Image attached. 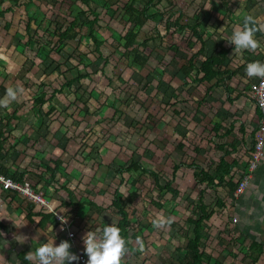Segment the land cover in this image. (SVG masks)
I'll use <instances>...</instances> for the list:
<instances>
[{"label":"rangeland","instance_id":"rangeland-1","mask_svg":"<svg viewBox=\"0 0 264 264\" xmlns=\"http://www.w3.org/2000/svg\"><path fill=\"white\" fill-rule=\"evenodd\" d=\"M28 1L29 0H20L19 5L14 6L12 0H4L3 8L14 6L12 11L14 16L9 14L6 15V17L8 19L13 17L12 19H16V21L19 19L27 20V9L24 7V4ZM214 1L218 5L214 4ZM223 1L224 0H197L199 6L194 10V13L191 12L190 8L196 3V0H180L175 4L173 9H170L167 12L163 11L165 5L159 6L155 17L148 23L147 29L139 34V42L147 38L149 33L154 35L156 38L155 41H149L150 47L147 51L153 52L148 65L142 70L139 69L135 64H131L134 58L133 53H130V61L128 64H126L127 60L124 58L126 50L122 45L124 44L122 39L119 41V43H115L113 38H106V32H111L112 35L124 34L123 26L124 22L127 20V17L121 9V5L124 4L126 0H123V2L120 3H117L114 0H93L89 3V6L99 12L102 17L100 26L98 24L99 29L97 26L95 31L104 42L109 43L104 45L107 47L105 48L104 55L109 57L111 63L116 65L118 68V72L114 74L113 90H111V93H104L98 90H101V87H105L101 83L105 77L101 72L98 71L95 76H90L89 79L86 80V86H83V88L86 89V93L83 92V90H81V93L84 94V101L89 95H91L94 99H99L102 103V106L100 107L98 105V109H96L95 105L97 104H91L89 102V104H87L88 106L85 107L82 103H78L83 107V109L79 113H70L66 115L63 114V112L67 110L68 107L69 109H75L77 106L75 103L76 96L73 94V91L77 89L79 85L78 83H75L70 88H65L66 91L68 89L72 90L71 93H66V96L64 94L58 95L59 99H54V104L59 105L60 111L56 109L47 116V119L45 118L41 120L44 125L41 123L35 125L36 127L39 126L42 128V135H37L38 131L37 129L35 130L34 137H36V139L38 137H45L49 130L52 132V135H54V138L51 141H47L48 143L46 141L43 142L44 145L41 146V150H37L35 152L32 163L38 164L43 158L51 159V157H55L56 155L53 154L52 151L49 152L52 147H57V149L58 147L63 149L67 148L68 152H65L64 156L62 157V161L66 163V166L64 165V167H66L67 170L66 172L64 171L65 173L63 172L61 177V182L64 180L63 184L59 182L58 185L60 187L61 185H64L67 180L66 178H69L72 175V180L75 181H72L70 184L71 186L69 187L72 188V191L78 194L80 199L82 197H86L85 195H90L92 197V200L95 203L93 205L95 211H98L101 214V217H99L100 222L108 224L117 222L116 218H111L110 221V214L114 217H116V215L109 211L111 208V202L114 198L115 188H118L125 194L129 192L131 193L133 191L131 190V184H119L117 179H112L111 176L113 174L108 172V169H119L117 160L127 162L125 165L126 167H128L132 161L141 162L144 168L159 172L161 177H163L162 183H166V181H170L172 179L173 168L175 165H186L177 170L176 178L173 180L174 187H176V189L181 192V195L176 197H172L170 194H164L162 197V193L160 194L158 191H152L153 180L151 178L149 179L146 175L144 176L143 174L136 173L134 178L135 180H139L140 183H137L136 186L139 189L140 198L135 204L129 206L132 217L137 216L138 214L142 215L143 217L144 209L149 210L152 208V206H148V203H150L151 199L155 198L156 196H158V198L160 196L164 201L171 200L170 203L167 202V206L170 208L175 207L185 210V212H183L184 217H188V215L191 213V210L196 207L195 204H192L193 200H196L197 203L196 193L193 191L194 187L192 184V178L194 172L193 169L195 170L198 168L193 167V169L191 168V170H189L190 168L187 166L192 165L193 162H195L207 170L209 164L211 163L210 165L212 167L213 163H215V161L219 159L222 154L218 152L215 146L216 144L208 145L207 148L201 147L200 152H195V145L189 144L187 140L194 138L193 133L188 132V128L192 126L196 132L200 134L202 131H204V125L207 124V129L210 130L212 128L210 123L213 122V120L215 121L216 119H221L217 115V111L219 110L218 104L225 106L226 110L228 107H230V105L226 99H223L226 95L223 88L214 90V92H217L221 89L222 93H220V96L212 95L211 98L214 99L213 102L210 101L209 97H207L205 102H201L199 99L203 94L197 90L196 86L188 87V85H183L184 78L179 70L180 66L183 64L182 62H184V60L181 59H185L186 56L182 53L175 54L166 46L175 45L177 43L184 44L186 38L188 37V32L187 30H184V34H181V36H177L176 32L173 34L168 32L166 34L165 20L167 19V22L171 21V13H174V19H176L179 16L177 12H180V16H183L181 23L195 25V15L200 12V14L203 16L202 23L207 25V33L211 35L210 39L218 42L220 40L219 35L222 34V31H219L220 28L224 27L223 31H225V33L228 35L233 34L231 32L232 29L230 27H226L225 24L222 23V21H224V19H222V13L226 12L224 7L220 6ZM231 1L234 3L233 0ZM247 1L249 0H244L242 2L247 3ZM74 5H79L83 10L88 9L87 6L82 4L81 0H42V2L38 3L39 9H35V15H37L41 20L61 23L62 25H57L55 23L52 24L51 28L53 29L56 27V30L60 29L62 26L66 27V25L74 19H77V21H82L80 29V37L82 36L81 49L82 51L84 50V52H87L94 47L89 35L90 26L85 22L86 16L84 14L76 16V13H78L79 10L78 8L77 10H74ZM246 7L247 6H245V8ZM114 8H116V11L113 10ZM208 10L211 12L210 18L204 16L205 11ZM174 19L172 20L173 22ZM3 26H5V21L1 20L0 36L2 34ZM128 27H130V25L126 26V28ZM132 27L133 26H131V28ZM208 28H214L217 30ZM35 29L36 26L34 25V30ZM17 30L18 29L16 27L10 29L8 37L11 33L15 36ZM12 41L14 43L17 42V40H13V38ZM20 46L21 45L13 44V48H19ZM110 46L112 47V50ZM213 46V42L209 41L207 43L206 56H208L213 51ZM158 47L160 49H158ZM23 52L26 53L28 60H34L36 63L32 67V69L34 68V71L31 73L24 69L17 70L16 72L6 71V78L9 79L7 89L9 87H23L19 85L17 80L16 82L14 81V76L17 75V79L19 81H27L29 84L27 87H23L25 92L22 96H25V94L28 93L35 99V97L44 90L47 92H52L54 89L60 88L65 82L63 79V74H70H67L68 70L65 69V67L62 68L63 70L61 72H58L57 64H53L49 69L46 70L43 66H38L39 63L36 62L37 59L35 57V51H32L28 46L23 48ZM70 52H72V49L69 46H66L63 49L62 55L67 56V54ZM90 57L94 59V56L91 55ZM64 60V58L62 59L58 57L59 63L67 64ZM94 61L95 60L92 62ZM103 61L104 60L102 59L96 61V63L94 62L92 65L93 72L104 65ZM49 62L50 59L47 60V63ZM12 63V65L15 64L14 62ZM71 63L67 65V68L77 65V61L75 60H71ZM111 68L112 65L108 67V70ZM89 71L91 72L92 70ZM13 73H15V75ZM76 76V70L71 72V78ZM119 77H121V79L126 83H122L121 80H119ZM15 84L17 86H15ZM40 84H43L44 86H40ZM176 97L179 98L177 106L179 105V109L182 111L183 115L177 116L174 114L172 116L170 113L173 119L170 120L168 117L164 119V112L161 108V103L168 101L169 98L174 99ZM138 99H141L140 102L143 104V106L140 104H135L138 102ZM123 101H125V103H123ZM245 104L246 108L249 107V112H244L243 116L237 119L243 120L244 122H247L248 120L252 121L254 118L253 106L247 104V102ZM12 105L13 106L11 108H13L14 105H17L16 108L19 107V104ZM201 105L203 107H201ZM28 107L31 110V106ZM127 107H130V110L136 112V118L134 120L124 113ZM112 109H118L122 111V114H118L114 121L106 117L108 115H112V113L109 111ZM2 110L4 109L0 108L1 115L3 114ZM226 110H222L221 112L224 114V116L221 114L220 116L225 117ZM231 110L235 113L236 107H232ZM87 111H89L91 115H87ZM139 117L140 119H138ZM234 119L233 117L225 118L227 121L225 122L227 127L224 126L221 132H226V130H228L229 124ZM35 120L36 119L34 117V121ZM63 120L64 123H66L65 126L61 124ZM97 121H103L102 123H105V125H110V128L117 133L116 136L112 134L105 135L102 137L103 141H100L97 135L88 131L89 127L92 129L99 128L97 126ZM132 121H134V123ZM31 122L33 121L31 120ZM131 123H133L134 126H129ZM45 124L48 125V128ZM55 124H58V128L56 129L52 127ZM173 126H177V132L179 131V133L187 137L183 139L178 134L173 135ZM247 126L251 129L250 124H247ZM84 129L86 130L83 131ZM111 135L114 136L116 140H114ZM27 138L31 139L32 136H27ZM246 141L249 143L248 147L250 148L252 143L251 137L247 136ZM180 143L184 144V148L178 147ZM139 144L146 148L144 155H141L137 152ZM44 148L47 149L46 152L44 151ZM242 150H247V146H244ZM121 154L122 156H120ZM80 156L83 157V159ZM118 156H120V158H118ZM245 156H248V154L241 151L237 157L242 159ZM108 162L109 165L107 167ZM97 164H99V166ZM35 168L36 167H34V169ZM263 168L264 157L260 163L259 169L262 171ZM240 176L241 174L237 176L236 179L238 180ZM124 177L128 178L129 176L127 173H125L123 175V178ZM257 179L258 175H255L251 180V186L250 189H248L249 191L247 190L248 193L250 192L249 195H252L250 196L248 202H246L248 206L254 202L253 198H257V203H261L260 200H258L259 197L255 194L258 193L256 186L261 184V181L264 180V172L259 173V179H261V181ZM69 181L71 180H67V182ZM0 194L3 198H1L2 200L0 201V254H3V258H7L8 261H13L16 260V254L20 251L26 250L27 253L30 251L35 252V250L38 248V246L35 244V241L40 243V240H43L44 238L39 228L34 227V233H32L30 228L24 226L21 217H16L11 207H9V202H4L5 194ZM165 195L167 196L164 199ZM207 195H209V197L206 199V201H210V206L214 204V202L217 200V197L224 199L226 205V211H221V217L218 223L216 225L212 224L209 226V231L213 238L211 242L214 244V249L220 252V249H217L218 247L216 245L215 238L217 235H221V231L217 232L216 230H219L221 227L226 225L230 231L228 235L231 237H235L242 229L247 226H251V228L258 226V228L261 229V232H257V238L258 240L264 242V210L260 212L252 211L251 214H249L246 210V215L239 217V215H234L237 205L232 204L230 195L226 194L222 188H217V191L211 190ZM99 196H103L107 199L101 200L98 198ZM96 199L99 204L95 202ZM86 200L88 201V197ZM15 201H17L16 203L18 208L23 207L20 200L15 199ZM164 201H161V203H164ZM29 204L30 203L28 202L26 207H28ZM147 206L148 208H146ZM243 207H246V205H243ZM19 212L21 213V211ZM236 216H238L240 221L238 223V227L232 230V228H230L231 224L228 219L233 217V222V219ZM90 221H92V223L94 222L93 219ZM184 221L185 220H183V223ZM137 224L138 223L136 222L132 223L131 220L128 232L132 231V229H134ZM45 240L46 239H44V241ZM62 240H65L64 235H60L59 237V241L61 242ZM226 245L232 249H236L238 247L237 245L231 243ZM23 246L26 248H23ZM33 261L35 262L34 264H37L35 259H33ZM243 264H249L248 260H244ZM258 264H264V262L260 261Z\"/></svg>","mask_w":264,"mask_h":264},{"label":"trees","instance_id":"trees-1","mask_svg":"<svg viewBox=\"0 0 264 264\" xmlns=\"http://www.w3.org/2000/svg\"><path fill=\"white\" fill-rule=\"evenodd\" d=\"M20 1V0H18ZM41 0H29L26 4L25 7L28 10V15L29 19L26 22V25H19V20L16 21V19H8L6 15L12 12V7H5L3 8L4 5V0H0V21L4 20L5 21V26L2 28V34L7 35L10 32V29L17 28L16 35L22 42L24 40L25 44H28L29 47L31 48L32 51H35V57H36V62H38V66H43L44 69H49L53 64H57V71L61 72L65 67L67 69V74L73 72L74 70L77 71V76L74 78L70 77V74L66 75L63 74V79L65 82L62 84L60 88L54 89L52 92H47L46 90L42 91L38 96L35 97L32 108L34 109V113L37 114L38 120L41 124L43 122L41 120L47 119V116L53 112L56 109H60L59 105L54 104V99L58 98V95L64 94L66 96V93L69 94L71 93L72 90L68 89L67 91L65 88H70L73 86L75 83H78L79 87L73 91V94L76 96V101L75 103L77 104L75 109H69L65 110L63 114H68L69 112L72 113H79L83 107L79 105L78 103H82L85 107H87L89 102L91 104H97L95 105L96 109L97 106L99 105L100 107L102 106V103L98 99H94L91 95H89L86 100L84 101V94L81 93V90L86 93V89L83 88V86H86V80L89 79L90 76H95L97 72H101L105 78L101 81L102 85L105 87H101V90L98 89L100 92L104 93H111L113 90V84H114V74L118 72V68L116 65H113L111 61L109 60V57H106L104 55L105 47L104 45L109 44V43H104L103 40H100L96 34L94 29V24L97 23L98 21V13L95 12L90 6L89 3L92 2L93 0H81L82 4L88 7V11L94 16V18L91 21V28H90V37L92 38V42L94 44L93 49L84 52L81 49L82 45V40L80 37V29L82 25V21H77V19H74L73 21H70L66 27L62 26L60 29L56 30L55 28H51L52 24L55 23L57 25H62L59 22H51L48 20H41L37 15H35V9L38 10V3ZM155 1L157 3H155ZM162 0H148V2L144 3V8L142 11H138V15L131 21V23L134 25V27L130 30H128L127 33L124 35H108V38H113L115 43H119V41L122 39L124 41V44H122L126 50L124 58L127 60V63H129V55L130 53L134 54V58L132 60L131 64H135L139 69L145 68L149 60L151 58V54L153 51L148 52L147 50L149 49L148 42L150 39H145L141 44H137L138 41V35L139 31L142 30V28L145 27L147 22L153 18V16H150L148 14L149 9L151 6L159 4ZM169 4L170 7H174L176 3H178L180 0H166ZM17 2V1H16ZM225 11L228 13V16L225 15L223 12L222 16L230 22L231 15L237 14L239 12V7H236L235 4L229 5L228 2L223 1ZM78 6V7H77ZM73 7L74 10H79L78 13H76V16H79L81 14L87 15V12H85L79 5H74ZM130 10L134 11L132 9V6L130 7ZM71 13V12H70ZM183 16L181 15L179 20L176 21V29L175 32L178 34H181L184 30H188L191 32V34H188L186 41L184 44H175V45H167L166 47L169 48V50H172L175 54L182 53L185 54L186 58L181 59L184 60L182 62L183 64L180 66V73L183 75L185 83H183L184 86H196L197 90L202 93L200 97L201 102H205L207 97L211 99V92L213 87H205L203 88L204 85L210 84L211 82L217 81L216 86L219 85L221 80H232L234 77L237 76L239 69L241 68L240 66L238 67V64L240 62V53L236 52L234 50V45L229 44L227 41L230 38H226L225 42L223 44L218 45V49L212 53L210 56L205 55V47L206 43L209 40V36H207L204 33V30L206 28L205 25L199 23L193 26H189L187 23H181ZM34 21V25L36 26L35 30L31 29L32 22ZM88 24H90L87 21ZM231 23V22H230ZM1 35V36H3ZM11 35V34H10ZM22 46H26L21 44ZM69 46L72 49V52L68 53L67 56H63L62 52L64 47ZM111 50L112 47L110 46ZM143 49L144 51L142 52ZM158 49H160L158 47ZM110 50V49H109ZM94 56V59H92L90 56ZM110 55V54H109ZM58 57L64 58L65 62L67 64H62L58 62ZM202 58V59H201ZM50 59V62L47 63V60ZM104 60V65L99 68L98 70L93 72L92 65L94 62L99 60ZM71 60L77 61V65H73L71 68H67V65L71 63ZM95 60L94 62H92ZM228 62L229 65H226V62ZM29 62V63H28ZM36 63L33 61L26 60L24 62L23 66L24 70H27L28 72L32 69V67ZM72 64V63H71ZM112 65V68L108 70V67ZM70 70V71H69ZM89 70H92L91 72ZM93 72V73H92ZM96 79L95 77H93ZM99 80V79H97ZM119 80H121L122 83H126L124 80L119 77ZM100 81V80H99ZM228 87L226 82H223ZM40 86H44L43 84H40ZM227 93L229 95V105L228 109H225V106H222L221 104H218L219 110L217 111V114L221 113L222 110H226V116L224 114L220 117L221 119H216L215 121L210 123V126L212 128L208 130V125L205 124L204 131L202 133H197L194 127L190 126L188 128V132L193 133L194 138L193 139H187L189 144L195 145L194 149L195 152H200L201 147L207 148L208 145H213L216 144V148L218 152H220L222 155L219 157L217 163H214L211 167V163L209 164L208 169L206 170L203 166L196 164L193 162L192 165H188L191 170V168H198V169H193V178H192V184H193V191L196 193L197 197V203L196 207L197 210H200L202 213V216H198V218L195 219H188V223L190 225L195 226V237L193 240L189 241V249H188V258H193L196 261H198L197 264H202L203 259L206 257L207 254H205V250L200 252V244L203 239H206L208 237H204L201 233L202 230H205L206 226L203 224H206L208 220L211 219L213 214L215 212H208V208H210L209 205H207L206 199H208L209 195H207L213 188H218V187H223V188H228L229 194L234 193L235 188H236V182H233L230 179H227L228 176L232 174L234 169L237 168H242L241 169V174L246 173V169L248 168L249 164L244 163L246 160L244 158L239 159L237 156L239 154V147L242 150V148L246 145V136H250L252 138V143L251 147L247 148V154L248 156L246 159L254 153L255 150V145H256V134L257 131L260 130V126L256 124L255 122H259L261 118H263V114L259 108L258 102L254 99H241L242 97H246V94L244 93V90L242 88H239L235 91L232 87L227 88ZM238 92V94L236 93ZM235 94V97L233 98L231 95ZM178 96V95H176ZM247 98V97H246ZM243 100L242 104H240L237 107V101L238 100ZM141 99H138L136 104H140L143 106V104L140 102ZM179 102V98H174L170 99L169 101H165L161 103V108L164 112V119L167 117L172 120L173 117H171L170 113L172 116L175 114L177 116L183 115L182 111L179 109V105L177 106ZM250 104L253 106L254 112L253 116L254 118L252 121L248 120L247 122H242L241 120L237 119L242 116L244 112H249V107L246 108V103ZM201 107H203L201 105ZM232 107H236L238 112H233L231 110ZM147 108V107H146ZM167 109V110H166ZM60 111V110H59ZM108 111V110H107ZM106 111V112H107ZM112 115L106 116L107 118H110L112 121L115 120L116 116L118 114H122V111L118 109H112L109 110ZM147 111V110H146ZM124 113L131 117L132 120L136 118V112L134 113L132 110H130V107H127ZM87 115H91L89 111H87ZM227 117H233V121L229 124L228 130L226 132H221L222 128L224 126L227 127L225 118ZM64 118V115H63ZM147 118V117H146ZM140 119V117L138 118ZM97 121V126L99 128H94L92 129L91 127L88 128V131L92 134L97 135L98 139L100 141H103L102 137L105 135L112 134L116 136V132L113 131L110 128V125H105V123H102ZM134 123V121H132ZM131 123L129 126H134V124ZM63 126H65L66 123H64V120L61 122ZM247 124L251 125V129L248 128ZM44 125V124H43ZM48 128V125L45 124ZM238 125V126H237ZM177 127V126H176ZM176 127H172V134L173 135H180L183 139H185L187 136L182 135L177 132ZM84 129L83 131H85ZM205 134V135H203ZM114 140L116 138L112 136ZM142 135V134H141ZM3 136V132H0V153H3L5 150V139L1 140ZM52 132L49 130L45 137H34V141L32 142L31 145L27 146L28 148H33L34 154L37 150H41V146L44 145V141L52 138ZM143 136V135H142ZM218 138H221V142L223 140L227 141V145L229 146L230 150L226 149V144H218ZM232 139V140H231ZM230 140V142H228ZM225 141V142H226ZM19 142V140H18ZM238 142V145L235 144ZM104 143V142H102ZM33 145V146H32ZM205 146V147H204ZM179 148H184V144L180 143ZM57 148V147H55ZM14 149L9 148L6 154L10 151H13ZM59 154L58 157L51 159H41L38 164H34L36 167V171H34V176L29 174V171L24 172L23 174H19L17 172L11 173L8 171L9 168L6 166L2 165L0 162V172L11 176L15 180H21V181H28L31 183V185L35 188L38 189L41 184V180H46V186H51L52 182L54 183H61V176L63 172H66V167H64V162L62 161V157L65 154V149L59 148ZM27 151V149H26ZM44 151L46 152L47 149L44 148ZM137 152L141 155H144L146 152V148L143 147L141 144H139V148ZM15 153V152H14ZM14 153L12 154V158L14 156ZM126 155V154H125ZM122 156V154L120 155ZM118 156V158H120ZM127 156V155H126ZM81 157V156H80ZM129 157V156H128ZM83 159V157H81ZM117 158V159H118ZM125 159V158H124ZM37 161V160H36ZM118 162V167L119 169H108V172H111L113 175L111 176L112 179H118L119 184L124 183L123 175L127 173L129 178L131 180L132 184L135 186V183H139V180H135V174L138 172H141L140 174H143L144 176H148V178L153 180V187L152 191H158L160 194L163 191H167L171 194L172 197H176L181 195V192L178 191L173 185L174 182L173 180L176 178V172L179 170L183 165L185 164H177L173 168V173H172V179L170 181H166L165 185L162 183V178L159 172L144 168L141 162H136L132 161L128 167H126V163L124 161L117 160ZM241 164L244 166L242 167ZM99 166V164H97ZM109 165V162L107 164V167ZM15 166V164H14ZM186 166V165H185ZM197 166V167H195ZM37 169L41 170V173L39 174ZM64 172V173H65ZM80 177V176H79ZM49 179V181L47 180ZM68 180L73 179V176L71 175L70 178H67ZM114 179V180H115ZM52 181V182H51ZM117 184V183H115ZM140 184V183H139ZM118 185V184H117ZM62 189H64L69 197V202H64L62 206H68V205H74L76 208L77 206H80L84 204L83 202L77 201L74 193L68 189L67 185L62 186ZM198 189V190H197ZM41 190V187H40ZM44 191V190H43ZM46 194V193H45ZM207 197V198H206ZM22 199V197L18 195H14L11 193H7L5 196V201L9 202V205L12 202L15 201V199ZM137 198H140V195H138L137 190L128 197H125L118 189L115 190L114 194V201H113V207L117 210V213L120 214L123 217V220L119 224V228L121 230V236L123 238H127V233L125 234V229L129 225V215L128 211L125 209L124 205L122 203H127V202H135ZM152 198L150 205H153L157 208H162L163 205L160 202L162 199L160 196L157 199ZM223 200V199H221ZM218 202H221L220 200ZM234 200H232V204L235 205ZM30 203V202H29ZM223 204L225 202L223 201ZM223 205L219 204L218 207H222ZM21 210L20 217L22 221L25 223L26 226H28L32 233H34V227H37L43 231H48L49 227L53 225V217L54 214H44L41 212H35L33 204H29L27 207V210L25 212V209L23 207L17 208V211ZM25 212V213H24ZM198 213V212H197ZM69 215H75V214H69ZM199 215V214H198ZM123 230V231H122ZM62 232L60 229L56 231L55 233V238ZM124 232V235L122 234ZM264 253V246L260 244L257 240H252L250 244V249L249 253L247 254L250 258V262H253L254 264L258 263L263 256ZM26 252H19L18 253V262L19 264H34L33 261H27L24 259L26 256ZM73 264H76V262H73ZM216 264H220L219 262H216Z\"/></svg>","mask_w":264,"mask_h":264},{"label":"clouds","instance_id":"clouds-1","mask_svg":"<svg viewBox=\"0 0 264 264\" xmlns=\"http://www.w3.org/2000/svg\"><path fill=\"white\" fill-rule=\"evenodd\" d=\"M12 1H13L12 3H14V6L19 5L20 1H18V0H12ZM114 1H116L117 3L123 2V0H114ZM224 1L228 2L229 5L234 4V3H232L231 0H224ZM236 1L240 2L241 0H236ZM39 2H42V0ZM146 2H148V0H126V2L124 4L121 3L122 4L121 9L123 10L124 14L127 17V20L124 22V26H123L124 27V34L127 33L128 30H130L134 27V25L131 23V21L138 15V11L143 10L144 3H146ZM155 3H157V2L155 1ZM25 4H24V7H25ZM161 5H165L164 9H163V11H165V12L174 8V7H170L166 0H162L159 4L151 6V8L148 11V14L150 16H153V18H154L156 15V12L158 10V7ZM14 6H11L12 11H13ZM131 6H132V9L134 11L130 10ZM88 10L89 9L84 10L85 12H87V15H85L86 16L85 22L87 23V21H88L90 23L89 24V26H90L91 21L94 18V16ZM93 10L95 12H97L95 9H93ZM113 10L116 11V8H114ZM97 13H98V21H97V23L94 24L93 30H95V28L98 26V24L100 26V23L102 21L101 14L99 12H97ZM224 13L226 16H228L227 12H224ZM9 14L11 16H14L13 12H11ZM26 14L28 17L27 20L19 19V25H26V22L29 19L28 10H27ZM173 14L174 13H171V15H170V17L172 16V18L170 19L171 21L167 22V19L165 20L166 34L168 32H170L172 34L175 33L176 21L178 20V18L180 16V12H177V14H179V16L176 19H174ZM204 16H206L207 18H210L211 13H205ZM202 17L203 16L200 14V12L196 15V17H195V19L197 21L196 24H199V23L203 24L202 23L203 22ZM11 18H13V17H11ZM152 19H150L147 22V24L145 25V27L142 28L141 31H139V34L142 31L147 29L148 23L150 21H152ZM173 19H174V22L172 21ZM222 19H224V21H222V23H224L226 27H230L232 29L231 32L233 34L228 35L225 33V31H223L224 27L220 28L219 31H222V34L219 35L220 40L218 42L213 41L212 39H210L211 35H209L207 33V30H206L207 25H205L206 28L203 29L204 33L207 36H209V40L207 41V43L209 41L214 43V46H213L214 49L208 56H210L212 53H214L218 49V45L223 44L225 42L226 38H230L227 42L231 45H234V50L236 52L240 53V62L238 64V67L240 66L241 68L239 69L237 76L234 77L232 80H225V79L221 80L219 85L216 86L217 81L215 79V81L211 82L210 84L204 85L203 88L205 89L206 86L207 87H213L211 95H219V96H220V93H222V90L220 89L217 92H214L215 89L223 88L225 90V94H226L227 93L226 90L228 87H232L235 91L237 89L239 91V88H242L244 90V93L246 94V97H247V98L246 97H242V98L254 99L253 93L251 91V86L253 84H256L261 78H264V22H261L260 18L254 17L251 14L244 15L243 23L235 22V20L232 18V15L230 18L231 23L228 20H226L223 16H222ZM128 25H130V27L126 28V26H128ZM99 26H98V29H99ZM131 26H133V27L131 28ZM189 26H193V25H189ZM90 28H91V26H90ZM31 29L34 30V21L32 22ZM208 29L217 30L214 28H208ZM257 32H263V34L262 35H256ZM95 34L100 40H102L97 35L96 31H95ZM181 34H184V33L182 32ZM181 34H178L176 32L177 36L178 35L181 36ZM188 34H191V32L189 30H188L187 35ZM108 35H112V33L106 32V38L107 39H109ZM147 38L150 39L149 41H155V39H156L155 36L150 34V33L147 35ZM147 38H145V39H147ZM14 39L17 40L18 45L23 44V45H26L23 47H27V46L29 47L28 44H25L24 40H22V42H21L17 35L14 36ZM91 40H92V38H91ZM139 40H140V38L138 35L137 41L139 44H141L143 41L139 42ZM104 43L106 44V42H104ZM123 43H124V41H123ZM207 43H206V47H205V55H207V52H206L207 51ZM148 46L150 47L149 42H148ZM141 50H142V52L144 51L143 49H141ZM29 61L33 62L34 60H29ZM228 62L229 61L226 62L225 66L229 65ZM222 81L226 82L228 87H226V85L224 83H222ZM184 83H185V80H184ZM24 92H25V89L23 87H9L6 90L5 96L2 99H0V107L5 108V109L10 111L11 110L10 105L14 101H17L18 98L24 94ZM236 93L238 94V92H236ZM231 96L234 98L235 94L233 93ZM211 99H210V101L213 102V100H211ZM223 99H229V95L226 94L225 98H223ZM33 101H34V99H33ZM168 101H169V99H168ZM226 101H228V100H226ZM123 103H125V101H123ZM225 109H226V107H225ZM236 112H238L237 108H236ZM68 114H70V112ZM220 114L223 115L222 112L217 114V115L219 117H221ZM242 116H243V114H242ZM261 119L259 122H255L256 124L258 123V125L260 126V130H261V123H260ZM241 121L244 122L243 120H241ZM260 130L257 131V134H256L257 139H256V145H255L254 153L251 154L246 159V162H244V163L248 162L249 166L246 169V173L241 174L240 178L236 181L237 184H236V188H235L234 193L236 192V189H237L239 183L246 176H249V184L245 188L244 192L242 194H240L239 196L236 197L234 193L230 194L231 199L236 201L235 205L241 199L243 194H245L246 190H248V188L250 187L251 180L255 176L256 172L259 171L261 173V170L259 168H260V163L264 157V139H263V145H262V155L260 156L259 161L257 162L255 169L253 171H250V166L254 160V155L256 153V146H257V143L259 140ZM251 142H252V138H251ZM246 145H247V148H249L248 147L249 143H247V141H246ZM183 166H185V165H183ZM138 173H141V172H138ZM1 174H3V173H1ZM3 175H5V174H3ZM6 176H8V175H6ZM9 177H11V176H9ZM128 178L124 179L123 184H127V183L131 184V186H132L131 190H133L131 193H133L137 190V193L139 195V189L136 187L137 183H135V186H134L131 181H128ZM129 180H131V179L129 178ZM18 181H21V180H18ZM117 181L119 182L118 179H117ZM70 182H72V181H69V182L66 181V183L64 185H61V187L67 185L68 189H70V191H72V188L69 187V186H71V185H69ZM164 185H165V183H164ZM40 187H41V190H40ZM40 187L38 189H35V188L34 189L37 190L38 192L42 193V195L48 200L47 206H40L39 204H36L30 200H27L26 198H24L22 196H20V197H22V199L20 198L18 200H20L22 202V206L24 209L26 208V210H27L26 204L28 202H30V204H33L35 212H41L44 214H54L53 225H51L49 227L47 232L40 229L42 234H43V238L46 240L45 241H44V239L40 240V243L35 241V244L38 246V248L35 250V252L30 251L29 253H27L26 250H23V252H26V254H27L24 257L25 260L30 262V261H33V259H35L37 264H73V262H76V264H126L125 258L129 253V250L127 248V238H123L121 236V230L119 228V224L123 220V217L120 214H118L117 210L113 207L114 198L111 202V208L109 211L114 213L116 215V217H114L110 214V216H111L110 221H111V218H116L117 222L113 223V224L100 222V220H99L100 216H98L96 219V224L93 225L94 231H88L85 233V235L82 238L83 239V245H82V240L80 241L79 236H78V234L81 232L82 229H79V227L84 229L88 225V223L84 226H82L80 224L77 225V223L80 221L78 219L79 215L77 213H78L79 208L82 206L94 205L95 204L94 201L93 200L87 201L86 195H85L86 197H84V198L82 197L80 199L78 194L76 192L72 191L76 197V200L83 202L84 204L77 206V208L74 205L62 206L64 201H60L59 203H56L48 195V191L50 190V188L59 187L58 183L52 182V185L47 187L46 186V180H44V181L41 180ZM116 189H118V188L114 189V194H115ZM120 192L125 197H128V195L131 194L130 192L127 194H125L122 191H120ZM0 193L5 194V196H6L8 192H5L0 188ZM63 194H65V196H68L66 202H69L70 196L68 195V193L64 190ZM164 194H170V193L165 190L162 192V197ZM156 197H158V196H156ZM137 200H139V198H137L135 200V202H133V203H131V202L122 203L124 205L125 209L128 211V215H129V225L125 229V234L126 233L128 234V228H129V226L131 224V220H132L131 210H130L129 206H132L133 204H135ZM4 201H5V199H4ZM151 201H150V203H151ZM16 202L17 201L12 202V206H11V204L9 206L14 210L13 212H14L15 216L20 217L19 211H21V210L17 211L18 206H17ZM195 202H196V200H193L192 204H195ZM162 205H163V207L166 206L165 203H162ZM148 206H152V208H155L156 210L161 209V208H157L153 205H150L149 203H148ZM148 206H147V208H148ZM195 206H196V204H195ZM197 212H198L197 207H194L191 210V213L194 216L190 213L191 217H188V219L189 218H191V219L198 218ZM71 213L75 214V215H69ZM95 213L100 214V212H98V211H95ZM232 218L233 217L229 218L228 221L231 224L230 228H232V230H234L238 227V223L240 220L238 217H234V219H236L237 221L234 222V219H233V222H232ZM188 219L184 221V224L188 223L187 222ZM208 221H210V220H208ZM172 222H173L172 218H170V217H158L157 219H154L152 221V224H153V227L156 229H166V228L170 227ZM23 224H24V226H26L24 222H23ZM212 224H214L212 221L208 222V226L205 228V230H202V231H204V233H202V235L204 237H208L207 240L203 239L201 241L200 248H199L200 252L205 250V254H207L206 257L203 259L202 264H204L205 260L209 261L208 264H210V262H211L209 260L211 255L206 253V250L208 248L211 249V247H214L213 243L211 242V240L213 238H212L211 233L209 231V226H211ZM26 227H28V226H26ZM59 229L62 232H60V234L55 238V233ZM216 231L217 232L221 231V235L220 236L217 235V237L215 238L216 245L218 247L217 249H220V252H218L215 249V251L217 252V255H221V254H223V255H230V254L231 255H239V256L246 258V260H248L249 264H254L253 262H250V258L247 255L249 253V249H250V246H247V241H249L250 239L257 240L260 244H262L264 246V242H262L261 240H258V238H257L258 236H257L256 227L251 228V226H247L244 229H242L235 237H231L228 235V233L230 231H229L227 225L224 227H221L219 230H216ZM122 234L124 235V232H122ZM60 235H64L65 240H62L60 242L59 241ZM249 235L252 238H250ZM33 241H34V239H33ZM230 243L235 244L238 247L236 249H232L231 247H228L226 245V244H230ZM137 244L139 245V250L143 251L144 250V244H143L142 239L139 237L137 238ZM23 248H26V247L23 246ZM20 252H22V251H20ZM18 253L16 254V257H17L16 260H13V261H8L7 258H3V254H0V264H19V262H18L19 260H18V256H17ZM187 257H188V254H187ZM260 261L264 262V253H263V256L261 257ZM216 262H219V261H215V264H216ZM219 263L222 264L221 262H219ZM258 263H256V264H258Z\"/></svg>","mask_w":264,"mask_h":264},{"label":"crops","instance_id":"crops-1","mask_svg":"<svg viewBox=\"0 0 264 264\" xmlns=\"http://www.w3.org/2000/svg\"><path fill=\"white\" fill-rule=\"evenodd\" d=\"M233 1L236 7H239L240 9L237 14L232 15V18L235 20V22L243 23V17L246 14H251L254 17L260 18L261 22H264V1L263 0H249L247 1V3H243L242 1L244 0H241L240 2H237L236 0H233ZM214 4L218 5L215 1H214ZM198 6L199 4L196 0V3L190 8L191 12L194 13V10ZM220 6L224 7L223 2L220 4ZM245 6L247 7L245 8ZM205 13H211V12L208 10V11H205ZM195 22L197 23L196 19H195ZM262 34L263 32L256 33V35H262ZM13 36L14 34L12 33L9 37L7 35L0 36V99H2L8 87L7 84H8L9 79L6 78L7 77L6 71L16 72L17 70H22L24 67H26V66H23L24 62L28 60L26 53L23 52V48H24L23 46H20L19 48L18 47L13 48V44L18 45L17 42L14 43L12 41V38L14 40ZM12 62H14L15 64L12 65L13 64ZM33 71H34V68L31 69L29 73ZM13 74L15 75V73ZM17 78H18L17 75H15L14 81L16 82L17 80L20 86L27 87V85H29L27 81L22 82V81H19ZM15 86L17 85L15 84ZM33 99L34 97L26 93L25 96L19 97L17 101H14L12 103V104H19L18 108H16L17 105H14V107L11 108L13 106L12 104L10 105V108H11L10 111L5 108L0 107L1 109H4L2 110L3 114L2 115L0 114V132H3V136L1 140L5 139V144H4L5 150L3 153H0V162L2 165L9 168L8 171L11 173L17 172L19 174H23L24 172L29 171L30 172L29 174L34 176V174L32 173H34V170L36 171V169H34L35 167L34 163H32V159H34L33 158L34 149L32 147L31 148L27 147L31 145L32 142L34 141L35 130L37 129L38 131L37 135H40L41 130H42L41 127L35 126L40 122L38 120L39 116L34 113L33 111L34 109L32 108ZM241 99H245V98H241ZM211 100H214V99H211ZM242 102L243 100H238L237 107L240 104H242ZM28 106H31V110ZM34 117L36 119L35 121H34ZM31 120L33 122H31ZM52 127L56 129L58 128V124H55ZM77 132H80V131H77ZM27 136H32V138L28 139ZM53 138H54V135L52 136V138L48 139L47 141H51ZM225 141L226 140H223L221 142V138H218V142H219L218 144H224V143L226 144L227 141L226 142ZM235 144L238 145V142ZM9 148H12L14 150L6 154ZM226 149L230 150L227 144H226ZM50 151H52L53 154H55L56 156H58L59 154V150L55 147H52L49 150V152ZM241 151H243L244 153H247L246 150H241L239 147V153ZM65 152L66 153L68 152L67 148ZM13 153H14V156L12 158L11 156ZM56 156L53 158H56ZM246 157L247 156L244 157L245 160H246ZM217 161L218 159L215 161V163H217ZM64 165L66 166V163H64ZM241 166L243 167L244 165L241 164ZM241 169L242 168L236 167L234 171L232 172V174L227 177V179H230V177H232L231 180L233 182H236L237 181L236 177L241 174ZM37 171L39 174L41 173L40 169H37ZM261 172H264V168ZM259 173L260 172L258 171V173H256L255 175H258L257 180L261 181V179H259ZM63 181L64 180H62L61 182L62 184H63ZM72 181H75V180H72ZM71 183L72 182H70L69 185ZM256 187H257L259 195L258 193L255 195L259 197L258 200H260L261 203H257V200H256L257 198H253L254 202H252L250 206H248L246 202H248L250 196L252 195H249L250 193V192L248 193L249 190L248 191L246 190L245 194L246 193L247 194L246 195L243 194L241 199L236 203L237 208L234 211V215L236 214V215H239L240 217L242 215H246V210L248 211L249 214H251L252 211L260 212L264 210V180L261 181V184L257 185ZM219 188H222L223 191L226 192V194L230 195L228 188L218 187V189ZM248 189H250V187ZM213 190L217 191V188H213ZM63 191L64 189H62L60 186L52 187L48 191V195L56 203H59L60 201L66 202L68 196H65V194H63ZM86 196L88 197V201H92V197L90 195H86ZM166 196L167 195H165L164 199L166 198ZM197 197L198 195L196 196V198ZM1 198L2 196L0 194V201L3 199ZM98 198H100L101 200L107 199L103 196H99ZM221 199L222 198L217 197V200L211 206H210V201L209 202L206 201V204L210 206V208L207 209L208 212L209 213L215 212L210 219V221H212L214 224H217L218 221L220 220L221 211L223 210L226 211L225 210L226 205L223 204L224 199L223 200ZM219 200L221 202H218ZM161 201H164V200L161 199ZM170 201L171 200L164 201L166 206L159 210H156L155 208H151L149 210L144 209L143 217L140 214L132 217V223L136 222L138 224L134 229H132V231H129L127 234V248L129 250V253L125 258L126 264H197L198 263L195 259L193 258L189 259L187 257L188 249H189V245H188L189 241L193 240L195 237V231H194L195 226L190 225L189 223L184 224L183 220H187L188 217H191L192 213L188 215V217L186 216L184 217L183 212H185V210H183L182 208H175V207L170 208L167 206L166 202L170 203ZM95 202L99 204L97 199L95 200ZM219 204L223 206L220 208L218 207ZM243 205H246V207H243ZM12 211L14 210L12 209ZM77 214L79 215L78 219L80 220L77 223V225L80 224L84 226L88 223V225L84 229L78 226L79 229H82L81 232L78 234V236H79L80 241L82 240V245H83V239H82L83 236L88 231H94L93 225L96 224V219L98 216L101 217V214L95 213V208L93 207V205L92 206L85 205V206L80 207ZM198 214H199L198 216L200 217L202 216V213L200 212V210H198ZM158 217H170L172 218L173 222L171 223L170 227L166 229H156L153 227L152 221L154 219H157ZM91 219H93L94 221L93 223L92 221H90ZM208 222L203 225L207 227ZM255 227L257 228L256 229L257 232H261V229L258 228V226H255ZM201 233H204V231H202ZM138 237L141 238L143 241V244H144L143 251L139 250V245L137 244ZM250 238L252 237L250 236ZM252 240L253 239H250L249 241H247V246H250ZM206 253L211 255L209 258V260L211 261L210 264H215V261H219L222 264H243L244 260H246V258L239 256V255H231V254L230 255H223V254L217 255V252L215 251L214 247H211V249L208 248L206 250ZM208 262L209 261L205 260L204 264H208Z\"/></svg>","mask_w":264,"mask_h":264},{"label":"built area","instance_id":"built-area-1","mask_svg":"<svg viewBox=\"0 0 264 264\" xmlns=\"http://www.w3.org/2000/svg\"><path fill=\"white\" fill-rule=\"evenodd\" d=\"M251 91L253 93V98L258 102L259 108L263 113V118L261 119V130L259 133V140L256 146V153L254 155V160L250 166V171H253L256 167L257 162L259 161L260 156L262 155V145L264 139V78H261L256 84L251 86ZM249 184V176H246L238 185L235 196H239L245 190ZM0 188L8 193L14 194L15 196H22L27 200H30L40 206H47L48 200L34 189L28 181H18L12 177L3 175L0 173ZM237 220L234 219V222Z\"/></svg>","mask_w":264,"mask_h":264}]
</instances>
